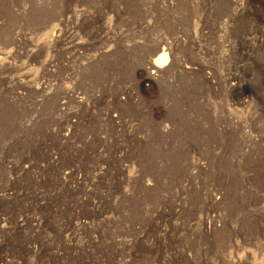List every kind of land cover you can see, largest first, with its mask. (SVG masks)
Listing matches in <instances>:
<instances>
[{"label":"rangeland","instance_id":"obj_1","mask_svg":"<svg viewBox=\"0 0 264 264\" xmlns=\"http://www.w3.org/2000/svg\"><path fill=\"white\" fill-rule=\"evenodd\" d=\"M0 198V260L264 264V0H0Z\"/></svg>","mask_w":264,"mask_h":264},{"label":"bare ground","instance_id":"obj_2","mask_svg":"<svg viewBox=\"0 0 264 264\" xmlns=\"http://www.w3.org/2000/svg\"><path fill=\"white\" fill-rule=\"evenodd\" d=\"M226 17L228 18V16H226ZM150 53L151 54L145 60L143 67L141 66L142 68L139 67V69H137V73L140 75L142 83L149 84L148 86H150V85L152 86L158 81H164L165 79L168 78V76L170 75V73H172V71H175V69L178 70V67L181 68L180 67L181 63L179 62V60H178V58L176 57V54H175L174 45L172 43H170V42H160L159 44H156L151 49ZM7 192H8V190H7ZM86 196L87 195H85L84 197L78 198V200H77V205H78L77 208L83 206V204H86V203L89 206H93L94 205V204L92 205V198H91L92 195L89 196V197H86ZM7 197H8V195H7ZM99 197H101V195H99ZM0 199L2 200V198H0ZM80 220H82V218L76 212V213H74L71 216V218L68 219V221L65 224L64 228L66 229V231H69V230L75 228L78 225L79 226H84L85 222H81L80 223ZM6 221H4V220L1 221V223H0V232H6L7 233L6 230L8 229V227L6 225ZM27 224H29L30 229H32V231H33L32 235L33 236L42 237V236H39L40 235L39 233L42 231V228L44 227V219L42 217H38V218L34 217L33 218V217H29L28 215H20V217L15 218V220L13 222V230L21 231V230H23V228ZM43 231H44V229H43ZM6 233H5V235H6ZM10 233H12V232H10ZM41 234H42V232H41ZM33 236H32V238H33ZM39 239H41V238H39ZM23 240H24V238H23ZM41 241L45 242V239L42 238L40 240V242ZM3 242H4V240H3ZM71 242L72 243L65 242L66 246L72 245L74 248H78V246H79L78 245V241L75 238H72ZM45 243H47V242H45ZM27 244H28V246L26 247ZM20 245L22 247V250L24 248L23 251H24L26 256H29V254H31V255L34 254V256H35L37 254V251H38L37 248H34V249H33V247L30 248L29 247L30 246L29 242H27V241H22L21 242L20 241ZM39 245H41V244L39 243ZM16 263H18V261L17 262L9 261V260L6 259V257H5L4 260H0V264H16Z\"/></svg>","mask_w":264,"mask_h":264}]
</instances>
